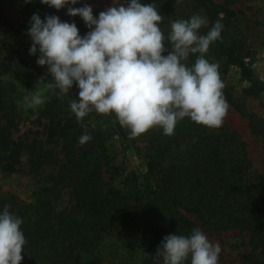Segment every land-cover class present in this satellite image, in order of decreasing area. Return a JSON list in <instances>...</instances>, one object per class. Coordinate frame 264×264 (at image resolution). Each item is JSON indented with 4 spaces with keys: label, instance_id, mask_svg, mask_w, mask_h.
<instances>
[{
    "label": "trees",
    "instance_id": "1",
    "mask_svg": "<svg viewBox=\"0 0 264 264\" xmlns=\"http://www.w3.org/2000/svg\"><path fill=\"white\" fill-rule=\"evenodd\" d=\"M148 0L163 17L160 23L167 36L171 23L189 19L194 14L204 16L208 25L199 30L206 35L217 20L223 25L221 38L213 42L206 58L218 65L224 84L223 95L243 115L250 117L254 134L264 138V122L248 115L245 107L230 93L224 76L232 66L239 67L248 81L251 93L264 92V80L255 76L252 64L246 60L245 46L233 33L239 12L232 7L238 0ZM66 5L57 10L32 0L30 13L44 18L55 15L62 22L75 23L81 36L90 30L79 16L67 15ZM94 17L99 15L93 10ZM166 55L171 44L165 41ZM198 54H190L191 66ZM69 95L61 99L59 90L46 104L43 114L46 141L31 143L14 140L3 118L13 122L19 115L13 100H0L5 109L0 117V162L4 172L16 173L28 153L34 170L51 164L53 185L37 191L33 202H11L9 211L22 219L26 244L21 264H104L94 248L104 240L107 231L121 226L137 235L138 246L144 250L149 264H163L156 256L157 248L167 235L189 236L193 229L220 232L239 229L251 233L253 244L260 250L254 264H264V177L253 175L247 143L240 133L227 126L214 131L189 118L178 122L175 132L166 136L159 127L139 135L145 142L148 170L143 176L133 173L120 184L124 175L109 151L105 130L86 116L81 122L70 110ZM9 122V123H10ZM116 132L130 139V130L115 123ZM86 129V131H85ZM88 134L85 144L79 138ZM47 144L54 147L46 148ZM60 146V151L57 147ZM61 188L68 189L73 205L58 211L57 196ZM0 206L2 212L5 206ZM190 264V260L186 262Z\"/></svg>",
    "mask_w": 264,
    "mask_h": 264
},
{
    "label": "clouds",
    "instance_id": "2",
    "mask_svg": "<svg viewBox=\"0 0 264 264\" xmlns=\"http://www.w3.org/2000/svg\"><path fill=\"white\" fill-rule=\"evenodd\" d=\"M57 10L76 5L78 0H41ZM67 15L79 16L90 29L81 36L77 25L58 16L43 20L33 14L28 35L29 54L37 53L39 66H47L61 99L75 83L79 99L70 101V110L81 122L90 113L114 114L118 123L135 137L159 127L164 135L174 134L178 122L189 118L208 128H220L229 105L218 65L206 58L210 45L221 38L223 25L217 20L206 35L208 25L199 14L171 23L165 36L160 28L163 17L154 3L130 0L115 4L94 17L91 6L68 7ZM165 41L171 51L165 56ZM198 54L193 65L186 61ZM42 91L26 96L24 104L36 109L45 101ZM86 131V129H85ZM92 137L84 134L79 143ZM6 205L0 212V264H21L26 238L22 219ZM221 247L195 228L189 236L171 234L163 238L156 256L163 264H219Z\"/></svg>",
    "mask_w": 264,
    "mask_h": 264
},
{
    "label": "rangeland",
    "instance_id": "3",
    "mask_svg": "<svg viewBox=\"0 0 264 264\" xmlns=\"http://www.w3.org/2000/svg\"><path fill=\"white\" fill-rule=\"evenodd\" d=\"M32 0H0V100H13L18 104L19 115L13 122L9 118H3V123L8 125L9 132L14 140H22L31 143L33 140L46 141L44 133L45 124L48 121L43 114L46 104L57 92L55 87L49 88L48 83H53V77L49 74L47 66H39V50L30 55L32 45L28 29L31 27L29 3ZM93 10H107L115 4H124L130 0H83ZM148 0H140L146 4ZM181 1V0H179ZM223 3V0H216ZM238 12V20L235 22V37L244 42L246 60L252 64L255 76L264 80V0H238L232 5ZM99 16V15H98ZM97 16V18H98ZM166 48V47H165ZM167 49V48H166ZM166 52L163 55L166 56ZM225 83L240 104L245 107L248 115H255L264 122V92L251 93V84L242 77L239 67L232 66L224 76ZM42 91L44 103L36 109H29L24 104L26 96ZM79 89L74 83L68 95L72 99H79ZM229 105L227 116L222 126L240 133L247 143V150L252 161L253 175L264 177V138L254 134L250 127V117L240 113L224 95ZM5 109L0 103V117L4 116ZM90 119L100 125L110 136L109 151L116 165L121 166L124 175L117 180L120 184L128 175L139 174L141 182L148 170V159L145 155V142L140 136L124 139L116 132V117L114 114H97L95 111L89 114ZM10 122V123H9ZM214 131L217 128H208ZM46 148L54 147L47 144ZM61 147H57L60 151ZM29 154L23 157V163L16 173L4 172L0 162V206L17 202H33L35 195L43 187L53 185L54 166L46 164L37 170L32 169ZM58 211H64L66 207L73 205L69 190L61 188L58 191ZM212 243H218L221 247L219 264H254L253 254L258 260L259 249L253 244L251 233L239 229H229L220 232L205 231ZM95 253L103 258L104 264H149L144 250L138 246L137 235L133 231L116 226L107 231L104 240L94 248ZM260 260V258H259Z\"/></svg>",
    "mask_w": 264,
    "mask_h": 264
}]
</instances>
